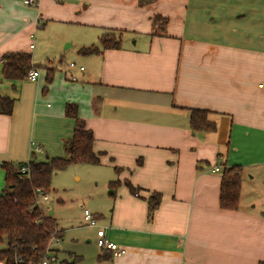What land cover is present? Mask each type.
Masks as SVG:
<instances>
[{
  "label": "crops",
  "instance_id": "1",
  "mask_svg": "<svg viewBox=\"0 0 264 264\" xmlns=\"http://www.w3.org/2000/svg\"><path fill=\"white\" fill-rule=\"evenodd\" d=\"M22 1L0 0V95L15 100L12 115H0V162L38 160L32 140L61 155L74 130L64 106H77L93 134L96 166L119 182L114 190L107 184L108 222L98 226L94 217L97 230L125 252L113 257L99 249L94 264L264 262V0ZM155 16L166 19L163 29ZM49 25L74 37L68 45L76 67L41 65L53 69L52 81L36 68L30 91L25 82L3 80L5 54L24 52L40 65L33 37ZM105 33L120 35L118 49L79 53ZM46 97L51 104L43 111ZM191 109L206 110L216 130L193 134ZM235 166L239 206L222 210L221 173ZM153 193L160 201L149 218Z\"/></svg>",
  "mask_w": 264,
  "mask_h": 264
},
{
  "label": "trees",
  "instance_id": "2",
  "mask_svg": "<svg viewBox=\"0 0 264 264\" xmlns=\"http://www.w3.org/2000/svg\"><path fill=\"white\" fill-rule=\"evenodd\" d=\"M156 23H160L163 29L166 19L155 16L153 24L156 25ZM119 47L120 35L105 33L99 37L98 46L81 48L79 53L82 55L98 54L103 50L118 49ZM36 68L45 70V81L46 84H49L53 76L52 68L33 65L31 57L27 53H8L2 56L1 77L11 83L21 82L27 80L29 70ZM14 103L13 98L0 95V115L11 116ZM207 113L206 110H190L189 128L193 134L209 133L216 130L215 123L207 119ZM64 115L74 121L73 132L62 144L64 156H51L44 161H38L33 157L34 155H31L27 162H18L17 164L8 161L0 162L5 182V187L0 192V244L3 242L6 244V247L0 250V259L6 257L9 263L15 256L36 260L44 253L50 236L54 232H56L55 236L60 235L54 218L35 206L36 191L40 189L44 193H50L53 174L66 169L71 164H99V160L93 152V134L85 128L84 121L78 117L77 106L66 104ZM23 166L27 167L25 173L20 172ZM118 185V181H113L109 183L108 187L114 190ZM124 185L137 196L136 190L130 183L125 182ZM240 191V168L236 166L224 168L220 180L219 208L236 211L239 206ZM159 201V194L153 193L149 196L147 200L149 218L152 217ZM97 259L102 261L103 257L99 256ZM81 260V257L74 256L71 262L63 260L61 264H76ZM258 264H264V262Z\"/></svg>",
  "mask_w": 264,
  "mask_h": 264
},
{
  "label": "rangeland",
  "instance_id": "3",
  "mask_svg": "<svg viewBox=\"0 0 264 264\" xmlns=\"http://www.w3.org/2000/svg\"><path fill=\"white\" fill-rule=\"evenodd\" d=\"M57 30V25H49L45 28L40 26L35 37H33L35 50L32 57L40 65L52 66V64H55L63 69L66 66L68 67L69 63H75L74 50L68 45L70 39L74 37L66 35L64 38L60 34L56 35ZM22 82H25L26 87L24 90L30 91V83L27 80ZM11 91L14 95L19 91V86L18 89ZM40 94L41 96H47L46 92ZM49 94H53V92ZM9 95L11 96L10 93ZM40 103V109L43 111L47 110L48 103L51 104L47 97ZM40 134L46 136L48 131L45 130ZM32 141L36 145L39 144L41 152L38 153L33 146L30 151L36 155L35 157L38 160L44 161L46 156L50 154L47 146L43 142ZM64 155L62 147L61 155L50 154L49 157ZM8 162L18 163L16 161ZM113 177L114 173L108 168L85 164H71L66 169L53 174L50 182L49 200L47 203H41L40 209L46 214L52 212L56 228L58 227V230L63 232L57 249L62 251L58 252L59 260L64 259L71 262L72 258L77 256L81 257L83 261L81 260L76 264H94L96 253L100 252L96 246L97 227L87 226L83 215L85 211H88L98 217V226H105L113 210V196L107 188L110 180L116 181ZM4 187V172L0 168V192ZM88 240L90 242H87ZM5 247V242L0 244V250Z\"/></svg>",
  "mask_w": 264,
  "mask_h": 264
},
{
  "label": "built area",
  "instance_id": "4",
  "mask_svg": "<svg viewBox=\"0 0 264 264\" xmlns=\"http://www.w3.org/2000/svg\"><path fill=\"white\" fill-rule=\"evenodd\" d=\"M39 0H23V5L27 7H34L38 4ZM32 48V46H31ZM69 69H74L76 66L74 63H69ZM80 71L83 70L82 67L78 68ZM39 77V72L37 69L29 70L26 79L29 81H35ZM73 79V78H72ZM74 80V79H73ZM37 152H40L41 148H35ZM218 168H214L212 172H216ZM27 171V167L23 166L20 169L21 173H25ZM37 199L35 201V206L40 208L41 203H47L49 198L48 194L42 192L40 189L36 191ZM83 219L86 222L87 226L89 227H97L96 226V219L94 215L90 214L88 211L84 212ZM56 232L52 236L48 243L46 244V248L44 253L35 259H24L22 256H15L13 261L9 263L7 258L0 259V264H61V260L58 258V244L60 242V237L55 236ZM96 246L101 250H107L112 253L113 257H119L124 254L125 250L120 247L115 242L108 240L105 236L104 229H98L96 231Z\"/></svg>",
  "mask_w": 264,
  "mask_h": 264
},
{
  "label": "water",
  "instance_id": "5",
  "mask_svg": "<svg viewBox=\"0 0 264 264\" xmlns=\"http://www.w3.org/2000/svg\"><path fill=\"white\" fill-rule=\"evenodd\" d=\"M48 215H49V216H52V212H49Z\"/></svg>",
  "mask_w": 264,
  "mask_h": 264
}]
</instances>
